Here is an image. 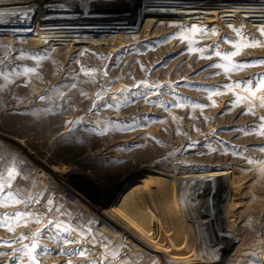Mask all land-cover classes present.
Segmentation results:
<instances>
[{
  "label": "rangeland",
  "instance_id": "obj_1",
  "mask_svg": "<svg viewBox=\"0 0 264 264\" xmlns=\"http://www.w3.org/2000/svg\"><path fill=\"white\" fill-rule=\"evenodd\" d=\"M149 1L0 9V144L26 161L10 190L41 201L0 206V218L34 213L6 218L13 231L0 227V241L16 242H0V264H27L13 250L36 232L48 249L38 264H100L105 245H123L114 264H264V135L254 130L264 107L255 100L253 115L232 103L234 91L248 95L234 82H255L264 63L211 66L253 39L231 59L264 60V0ZM10 167L0 158V179ZM49 220L91 222L88 255L61 254L78 245L44 228Z\"/></svg>",
  "mask_w": 264,
  "mask_h": 264
},
{
  "label": "snow or ice",
  "instance_id": "obj_2",
  "mask_svg": "<svg viewBox=\"0 0 264 264\" xmlns=\"http://www.w3.org/2000/svg\"><path fill=\"white\" fill-rule=\"evenodd\" d=\"M204 31L206 32L207 29H204ZM212 31H215V29L213 28ZM259 31L261 32L262 35H264V28L259 29ZM226 39V37H225ZM260 44L259 40H248L243 44L240 43H236L234 44L235 47V51H232L231 53L224 55L222 57V59L224 61H226V63L224 64H214L211 66L214 67H219L222 68L223 71L225 72V74H228L232 71H238V70H242L246 67L252 66L255 63H264V60H258V59H253L251 61H247V62H234L231 58L233 56H236L241 47H248V46H258ZM217 56H221V52L218 49V42H217V47L214 48V53ZM204 58V57H202ZM210 58V57H209ZM5 79H7V77H5ZM236 84V86L238 88L242 87L247 93L248 95L245 96H241L238 93H236L235 91L233 92V94L236 96L235 101H233L232 103L235 104H239V103H246L247 105H249L248 107H246L245 110V114L247 113H251L253 115H255L256 113L253 111V108L255 107L254 101L259 99L260 101V106L264 107V95H260L258 96V93L260 92H264V73H259L256 75L255 78V82L253 81V79H248L247 81H236L234 82ZM73 87H75V85H73ZM135 87L137 89L141 88V87H145L148 88L149 86L145 83V82H141L140 84L135 85ZM151 87H160L157 85H153ZM225 87L229 90V91H233V89L229 86V85H225ZM255 89V90H253ZM214 94H220L219 89H215ZM39 99L41 100H45L46 97L41 95L39 97ZM98 99H102V97H98ZM106 107H112V104H108L105 103ZM97 107L96 103L93 102V108ZM260 121L264 122V116H260L259 117ZM254 130H258L259 134L264 135V123H261L258 127V129H254ZM8 156L12 162V167L8 168L7 170V177L6 180L4 179H0V206H3L5 204H19V203H24L25 205H29L32 204L33 201L35 200V203L40 204V199L34 197L32 194H29L26 197L20 196L19 193H13L10 189H11V183L19 176V171H18V165H25L26 161H24L19 154L15 153L12 149L5 147L4 145L0 144V158H2L3 156ZM252 161H249V163H251ZM260 173L262 176H264V164H262L261 168H260ZM33 187H36L35 184H33ZM8 189L7 192H5V190ZM38 196H43V193H38ZM53 201L51 198L48 199L47 204L50 206L52 205ZM57 211H59V208L56 209ZM48 212H51L52 209L51 207L47 208ZM34 215V213L25 210V211H18L15 212L13 214H8L5 213L3 218H0V227H7L8 231H13V227L11 224V221L8 218L9 216H11L12 218H14L17 222H19L21 219H23L25 221V223L28 222V219L31 218ZM37 222H39V217H36ZM91 222H89V225L85 228V226L83 225H77L75 227L71 226L70 224H64L63 222H56L53 220H49L47 224L44 225V228L49 229L50 231L52 229L55 230V232L61 237V241L65 242V243H74L77 244L78 246L74 249L71 250H61V254H65V255H79L81 257H85L88 255L87 250L85 248H83L80 245V241L82 240H86L87 237L91 234ZM72 232H76L77 233V239L75 240H71L69 241L67 239L68 236L71 235ZM39 232L33 233V239L29 244H24L21 246V248L19 249H14V253H23L24 257H27V264H38V260H37V255L40 252V250H43L44 252H47V248L45 246H41L36 242V238L39 236ZM19 239H27V237H24L23 235H21L19 237ZM2 243H7V244H12L15 243L16 240L13 239L11 241H0ZM123 247V245H119L117 246L116 249H110L108 248L107 245L104 246V255L101 258L100 264H114V261L118 258L119 255H121L120 253V248ZM6 253L0 252V255H4ZM109 257L112 258V260H109ZM13 259H17L16 256L13 257ZM68 264H71V262H68ZM90 264H97L96 260H93L90 262Z\"/></svg>",
  "mask_w": 264,
  "mask_h": 264
},
{
  "label": "bare ground",
  "instance_id": "obj_3",
  "mask_svg": "<svg viewBox=\"0 0 264 264\" xmlns=\"http://www.w3.org/2000/svg\"><path fill=\"white\" fill-rule=\"evenodd\" d=\"M107 1H111V0H107ZM131 1L142 2V3H144V5H146V7L149 6V2H150L149 0H131ZM61 2L69 4L70 2H73V0H0V9H4V6L11 5V6H15V8L19 12H25V15H26V13H29L30 16H37V15H40V13H41L40 10L42 9V7H45V5L43 6V4L50 6L53 4H61ZM0 12L2 13L5 11L0 10ZM63 101L66 102L67 100L65 99ZM141 190L142 189L140 187V189L139 188L132 189L128 192V194L126 195V198L124 199V203H123V207H122L125 211L127 210L125 205H127L128 199H132L133 197L134 198L137 197V194H139L141 192Z\"/></svg>",
  "mask_w": 264,
  "mask_h": 264
},
{
  "label": "built area",
  "instance_id": "obj_4",
  "mask_svg": "<svg viewBox=\"0 0 264 264\" xmlns=\"http://www.w3.org/2000/svg\"><path fill=\"white\" fill-rule=\"evenodd\" d=\"M71 104H69L67 101L61 106V111L65 114H67L70 111ZM86 247L89 251H93V246L91 244H86Z\"/></svg>",
  "mask_w": 264,
  "mask_h": 264
}]
</instances>
